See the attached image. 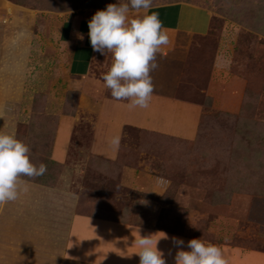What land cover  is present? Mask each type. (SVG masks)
Returning a JSON list of instances; mask_svg holds the SVG:
<instances>
[{
    "label": "rangeland",
    "instance_id": "rangeland-1",
    "mask_svg": "<svg viewBox=\"0 0 264 264\" xmlns=\"http://www.w3.org/2000/svg\"><path fill=\"white\" fill-rule=\"evenodd\" d=\"M118 2L0 0V125L33 163L61 167L64 188L86 166L80 213L129 207L128 220L156 230L264 255V0H153L213 20L181 64L153 71L169 82L146 109L111 98L102 76L68 86L59 23ZM16 247L0 242V264H40Z\"/></svg>",
    "mask_w": 264,
    "mask_h": 264
},
{
    "label": "crops",
    "instance_id": "crops-1",
    "mask_svg": "<svg viewBox=\"0 0 264 264\" xmlns=\"http://www.w3.org/2000/svg\"><path fill=\"white\" fill-rule=\"evenodd\" d=\"M96 11L67 16L56 29L55 35L64 49L69 87L75 88L77 82L102 76L110 67L111 55L94 52L88 37V21ZM150 12L159 14L170 38V44L158 54L159 68L163 70L173 61L178 60L181 64L195 37L207 34L213 20L208 8L192 3L153 5ZM142 14L132 11L129 18ZM150 75L154 92H160L169 82L166 78L154 76L153 72ZM2 108L10 110L8 106ZM2 108L0 114L5 112ZM4 130L10 134L11 127L0 125V131ZM40 163L41 160L34 162L37 167ZM85 167L82 164L75 168L76 184L73 188L58 184V174H47L43 177L46 182L22 177L24 183L18 198L0 205V242L17 243L15 249L22 261L25 257L35 258L40 264H139V257L133 254L138 251L135 240L149 234H156L154 238H157L165 233L168 239H160L157 247L164 253L166 264H175L178 249L173 247L171 238L183 239L184 250H188L187 242L193 237L156 230L151 225L128 220L129 207L113 216L106 215L115 211L113 206H100L91 214L78 211L81 198L78 186ZM216 246L222 250L227 264H264L263 254Z\"/></svg>",
    "mask_w": 264,
    "mask_h": 264
},
{
    "label": "clouds",
    "instance_id": "clouds-1",
    "mask_svg": "<svg viewBox=\"0 0 264 264\" xmlns=\"http://www.w3.org/2000/svg\"><path fill=\"white\" fill-rule=\"evenodd\" d=\"M152 6L153 0L108 4L88 21L92 50L112 57L108 71L101 77L104 86L114 100L129 101L130 108L149 107L154 93L150 73L159 68L158 54L170 44L159 14L150 12ZM132 11L143 14L129 18ZM111 143L118 146L119 137ZM30 152L29 146L14 134L0 131V205L18 198L24 183L22 177L36 178L47 172L46 164L40 163L37 167L30 160ZM154 237L156 234H149L135 240L138 251L133 254L139 257V264H166L164 253L157 245L160 239H168L167 234ZM171 240L178 249L175 264H227L220 247L210 242L194 238L187 242L188 250H184L183 239L172 237Z\"/></svg>",
    "mask_w": 264,
    "mask_h": 264
},
{
    "label": "trees",
    "instance_id": "trees-1",
    "mask_svg": "<svg viewBox=\"0 0 264 264\" xmlns=\"http://www.w3.org/2000/svg\"><path fill=\"white\" fill-rule=\"evenodd\" d=\"M41 163H44V164H46V166H47V172L43 175V176H40V177H36V179L38 180V181H44V182H46L45 180H44V178L43 177H45L47 174H52V176L53 175H57V173L61 170V167H59V166H57V165H54V163H50V165L47 163V161H46V159H43L42 161H41ZM173 233H175V232H173Z\"/></svg>",
    "mask_w": 264,
    "mask_h": 264
},
{
    "label": "built area",
    "instance_id": "built-area-1",
    "mask_svg": "<svg viewBox=\"0 0 264 264\" xmlns=\"http://www.w3.org/2000/svg\"><path fill=\"white\" fill-rule=\"evenodd\" d=\"M17 36H18V34L15 33V35H14V40H15V41L17 40Z\"/></svg>",
    "mask_w": 264,
    "mask_h": 264
}]
</instances>
